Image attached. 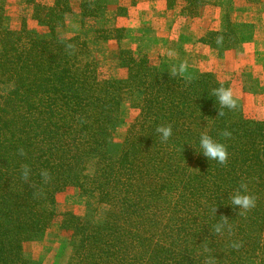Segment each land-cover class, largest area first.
<instances>
[{"label":"trees","instance_id":"obj_1","mask_svg":"<svg viewBox=\"0 0 264 264\" xmlns=\"http://www.w3.org/2000/svg\"><path fill=\"white\" fill-rule=\"evenodd\" d=\"M69 13L67 3L34 5L39 32L25 22L12 26L0 3V264H39L23 246L44 239L58 213L56 197L69 188L88 202L83 217L66 212L60 225L70 233L74 264H203L205 244L218 264H259L264 205L257 201L239 216L229 193L255 179L264 195L262 124L238 113L217 118L211 90L218 84L204 78L186 83L159 75L152 83L145 64L130 61V71H143L140 85L99 82L87 45L57 34ZM173 88L195 93L180 98ZM123 95L140 114L118 144ZM167 124L173 135L161 143L155 129ZM225 129L230 139L220 135ZM204 131L226 144V166L202 154ZM24 164L34 188L22 179ZM41 169L51 173L47 184ZM93 202L97 207L89 209ZM97 214L96 223L84 220ZM221 215L233 224L232 236L212 232ZM233 240L242 242L239 251L229 247Z\"/></svg>","mask_w":264,"mask_h":264},{"label":"rangeland","instance_id":"obj_2","mask_svg":"<svg viewBox=\"0 0 264 264\" xmlns=\"http://www.w3.org/2000/svg\"><path fill=\"white\" fill-rule=\"evenodd\" d=\"M145 1L163 3H150L149 9ZM0 3L12 26L25 22L39 32L41 28L31 19L32 7L67 3L70 13L57 34L64 38L78 36L87 45L97 63L99 82L140 85L143 71H130L127 66L130 61L145 64L152 73L149 82L153 83L159 75L172 79L171 66L187 61L188 70L173 77L175 80L178 77L187 83L204 78L211 87L216 84L231 87L237 107L231 111L224 109V116L233 118L238 113L244 120L264 127V0H0ZM206 18L212 20L210 27ZM220 34L224 42L217 45L215 38ZM170 50L177 56L169 57ZM169 82L168 86L176 87ZM168 91V96L173 91L174 96L180 92V98L195 93L184 88ZM198 92L203 95L201 89ZM139 114L130 98L123 95L120 123L114 135L116 143L123 142ZM195 170L193 166L191 171ZM256 186L255 179L248 181V188H254L257 201L264 205L263 190L257 193ZM56 204L57 216L44 239L24 244V255L39 264H74L70 233L60 225L66 212L83 217L88 202L78 190L69 188L57 195ZM95 207L96 202L89 205V209ZM84 220L96 223L98 214ZM263 261L264 253L259 264Z\"/></svg>","mask_w":264,"mask_h":264},{"label":"clouds","instance_id":"obj_3","mask_svg":"<svg viewBox=\"0 0 264 264\" xmlns=\"http://www.w3.org/2000/svg\"><path fill=\"white\" fill-rule=\"evenodd\" d=\"M91 6V5H90ZM217 45H222L224 42V36L222 34L217 35L215 38ZM74 48L73 45L67 44L66 51L71 54V50ZM169 57H176L177 53L174 50L168 52ZM187 61H181L178 65L174 64L170 68V75L182 76L188 70ZM211 95L214 96L220 106L218 110V117H223L225 115L224 109L235 110L237 107V100L234 95V91L231 87H225L223 85L213 88L211 90ZM155 132L159 135L161 143L168 142L169 138L173 135L172 125H160L156 127ZM220 135L225 139H230L232 137V132L225 129ZM199 147L202 150V154L208 158V160H214L222 166H226L229 160V152L227 146L224 143L218 142L212 136L208 134L207 131H204L199 136ZM18 155L21 157L26 156V152L23 148L18 149ZM31 169L27 164L21 166V176L25 183L29 184V187L34 188L35 186L29 183ZM40 176L44 184H47L51 180V173L47 169H41ZM34 195H42V192H34ZM230 204L234 208H238L239 211L237 215L246 216L248 212L254 209L257 205V197L249 191L248 181L242 180L239 186L229 193ZM217 211L216 207L211 208V212L215 215ZM233 224L226 217L221 215L220 219L212 226V232L217 236H225V234L232 236L233 235ZM243 244L239 240H233L229 244V247L233 250L239 251L242 248ZM205 258L203 264H218L217 259L212 255L213 249L205 244L202 248Z\"/></svg>","mask_w":264,"mask_h":264},{"label":"crops","instance_id":"obj_4","mask_svg":"<svg viewBox=\"0 0 264 264\" xmlns=\"http://www.w3.org/2000/svg\"><path fill=\"white\" fill-rule=\"evenodd\" d=\"M144 3H146V6L150 9V6L152 5L150 3H163V2H148V1H145ZM213 19L215 20V24L217 25V21H218L217 18L214 16ZM205 21L208 23L207 26L210 27V23H211L212 20L210 21L209 19L206 18Z\"/></svg>","mask_w":264,"mask_h":264}]
</instances>
